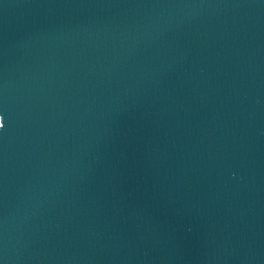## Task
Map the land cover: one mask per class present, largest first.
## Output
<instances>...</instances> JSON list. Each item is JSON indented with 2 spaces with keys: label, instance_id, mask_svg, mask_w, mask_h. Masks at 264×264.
Returning a JSON list of instances; mask_svg holds the SVG:
<instances>
[{
  "label": "water",
  "instance_id": "obj_1",
  "mask_svg": "<svg viewBox=\"0 0 264 264\" xmlns=\"http://www.w3.org/2000/svg\"><path fill=\"white\" fill-rule=\"evenodd\" d=\"M0 264H264V0H0Z\"/></svg>",
  "mask_w": 264,
  "mask_h": 264
}]
</instances>
